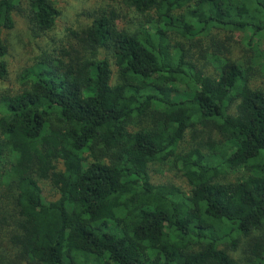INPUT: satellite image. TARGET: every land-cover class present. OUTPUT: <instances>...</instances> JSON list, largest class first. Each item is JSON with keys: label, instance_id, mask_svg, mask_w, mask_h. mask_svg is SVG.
Here are the masks:
<instances>
[{"label": "trees", "instance_id": "16d2710c", "mask_svg": "<svg viewBox=\"0 0 264 264\" xmlns=\"http://www.w3.org/2000/svg\"><path fill=\"white\" fill-rule=\"evenodd\" d=\"M21 3L0 0V79L9 72L4 33ZM123 3L150 15L144 27L100 15L80 51L45 53L21 72L23 90L0 95V229L9 227L14 254L35 264H264V90L231 60L206 77L170 41L252 31L247 43L259 52L264 0ZM28 4L37 31H52L53 1ZM198 127L221 140L181 153ZM169 158L190 196L152 183L150 166ZM39 180L52 181L55 201L46 202ZM243 241L248 252L231 254Z\"/></svg>", "mask_w": 264, "mask_h": 264}, {"label": "rangeland", "instance_id": "374dc122", "mask_svg": "<svg viewBox=\"0 0 264 264\" xmlns=\"http://www.w3.org/2000/svg\"><path fill=\"white\" fill-rule=\"evenodd\" d=\"M29 0H22L20 8L14 14V29L4 33L9 47V72L6 78L0 79V95L3 93H18L25 88L20 80L21 72L32 65L40 56L51 53L53 50L64 46L67 51L75 53L82 49L81 37L94 19L105 13L116 12L119 15L118 26L123 29L135 30L144 27L150 15H139L133 9L124 5L123 0H52L59 15L54 29L46 34H41L35 28L29 14ZM252 31L247 33L213 30L194 40H185L176 35L170 37L171 45L182 44L188 60L202 70L206 77L218 78L220 65L225 60L238 62L242 65L252 89L264 90V43L260 41L259 52H255L247 43ZM101 57L107 58L113 70L112 83H118L119 74L115 61L110 54L102 52ZM261 59H259V58ZM259 61V62H258ZM221 136L210 129L198 127L195 131L189 130L180 143L179 151L187 152L193 147H204L209 141L219 142ZM206 148V147H205ZM205 150V149H204ZM208 152V150H205ZM174 158L163 162L153 163L150 166V176L154 185H173L183 194L190 196L191 187L182 177L174 165ZM58 171L63 169L61 162L57 163ZM244 172L230 174L228 181H236ZM46 202H53L58 198L57 188L51 180H39ZM8 209L7 215L11 218L10 209L12 199H4ZM9 227L0 229V264H35L20 260L9 245ZM248 252L247 242L243 241L236 255L244 256Z\"/></svg>", "mask_w": 264, "mask_h": 264}]
</instances>
